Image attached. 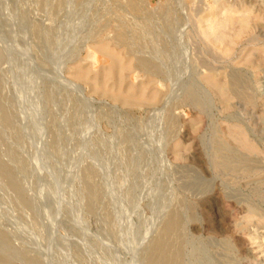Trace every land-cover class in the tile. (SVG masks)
<instances>
[{"label": "rangeland", "instance_id": "rangeland-1", "mask_svg": "<svg viewBox=\"0 0 264 264\" xmlns=\"http://www.w3.org/2000/svg\"><path fill=\"white\" fill-rule=\"evenodd\" d=\"M169 257L264 264V0H0V264Z\"/></svg>", "mask_w": 264, "mask_h": 264}, {"label": "bare ground", "instance_id": "bare-ground-1", "mask_svg": "<svg viewBox=\"0 0 264 264\" xmlns=\"http://www.w3.org/2000/svg\"><path fill=\"white\" fill-rule=\"evenodd\" d=\"M173 227H174V222H172V225H170V226L168 227V230L173 229ZM172 262H173V259L169 257V258H167L165 261H163L162 263H160V262H156L155 264H172Z\"/></svg>", "mask_w": 264, "mask_h": 264}]
</instances>
